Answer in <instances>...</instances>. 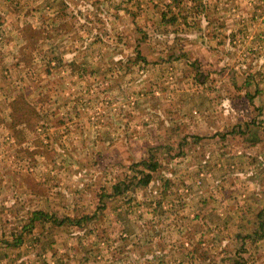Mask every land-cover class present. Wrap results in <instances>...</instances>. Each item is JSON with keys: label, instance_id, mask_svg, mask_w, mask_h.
Instances as JSON below:
<instances>
[{"label": "rangeland", "instance_id": "374dc122", "mask_svg": "<svg viewBox=\"0 0 264 264\" xmlns=\"http://www.w3.org/2000/svg\"><path fill=\"white\" fill-rule=\"evenodd\" d=\"M256 192L264 0H0V264H264Z\"/></svg>", "mask_w": 264, "mask_h": 264}, {"label": "trees", "instance_id": "16d2710c", "mask_svg": "<svg viewBox=\"0 0 264 264\" xmlns=\"http://www.w3.org/2000/svg\"><path fill=\"white\" fill-rule=\"evenodd\" d=\"M173 1H175V0H173ZM162 17H164V15H162ZM36 29H37V27L35 28L32 26V24H30V23L27 24L26 22L22 25H19L18 27L16 26L17 32L19 30V32L25 34V36L35 35ZM38 35L42 36L44 41L52 40L51 35L49 33H47L45 36L40 34V33H38ZM18 52L21 53V55H22V59H20V62H18V63H21L19 65H24V63L28 60V57L31 55L29 53V49L21 50V48H19ZM54 55H57V53H55L54 49H49L47 52H45V56L47 58L52 57L48 61H54V59H56V56H54ZM53 57H55V58H53ZM136 58H139L140 60L145 61V58H143V56H141L140 53H137ZM20 103L22 105V109L25 112H27L34 119L35 122H38L39 119L37 118V115L34 112V110H35L34 107H32L28 101H26V102L21 101ZM32 131L34 132V131H36V129H33ZM135 165H136V167L142 166L144 168V170H146L147 172H144L143 170H137L136 173L139 176L138 177L136 176V178H134V180L129 179L128 183H131V185H134L135 187H137V186H141V187L148 186L149 183L151 182V179H152L151 175L157 170L158 164H156V162L143 160L140 163H137ZM122 185L124 186L125 184L124 183L121 184V187H122ZM127 188H128V186L125 185L124 190H126ZM112 190H113L112 194H111L112 196L120 195L122 193L120 185L112 186ZM42 219H44L45 221L49 220L50 222H52L53 225L60 226V227L80 226L81 222H82V220H81L82 218H80L78 220L68 218V217L58 219V218H54L51 216H47L46 214H42V212H33L31 219H30V221H29V223L25 229L28 228L27 230L30 231L34 225V222L35 221H42ZM259 226H260V229H264L263 224H260ZM236 264H240V263L236 262Z\"/></svg>", "mask_w": 264, "mask_h": 264}, {"label": "crops", "instance_id": "0c3cea01", "mask_svg": "<svg viewBox=\"0 0 264 264\" xmlns=\"http://www.w3.org/2000/svg\"><path fill=\"white\" fill-rule=\"evenodd\" d=\"M213 147L215 149L217 148V143L216 142H214ZM209 156H211V158H212V156L215 158V154L214 153H211L210 155H208V159H209ZM199 196L204 198V199H207V200L201 201V203H207L208 201H210L209 198L213 197L212 194H210V193L209 194H199ZM261 196H263V192H261V194L256 192L255 194L253 193L252 195H250V197H249V201H251V204L249 206L250 210L248 212H245V217H242L239 212H234L233 213V215L236 217L237 221H241V220L249 221V220L253 219V217H251V216H252V213L254 212L255 208L252 207L253 206L252 201L254 202V201L258 200V198L261 199ZM221 224L223 225L224 223H221ZM203 227H205L207 229H210L209 230L210 235L212 234L216 238H217V230H222V226L221 225L217 226V224H213V225L206 224V226H203ZM214 244H217V239H214ZM127 261H129V260H127ZM157 261H159V260H157Z\"/></svg>", "mask_w": 264, "mask_h": 264}]
</instances>
